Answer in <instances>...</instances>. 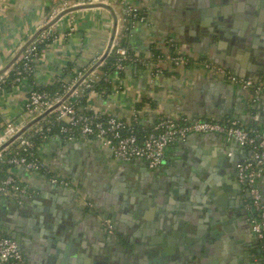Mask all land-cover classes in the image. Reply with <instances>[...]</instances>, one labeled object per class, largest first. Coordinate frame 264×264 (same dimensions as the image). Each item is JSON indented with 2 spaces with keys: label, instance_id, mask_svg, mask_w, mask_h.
Wrapping results in <instances>:
<instances>
[{
  "label": "crops",
  "instance_id": "0c3cea01",
  "mask_svg": "<svg viewBox=\"0 0 264 264\" xmlns=\"http://www.w3.org/2000/svg\"><path fill=\"white\" fill-rule=\"evenodd\" d=\"M134 2L144 8L145 15L129 29L119 4L76 7L53 22L47 28L52 36L50 46L36 62L31 78L0 91V130L8 121L21 120L25 99L33 86H52L66 80L72 70L87 68L108 50L111 39L113 45L125 44L129 51L144 54L152 45L166 51L165 41L172 38L189 56L190 65L167 71L152 82L146 68L131 65L123 74L122 88L93 95L92 105L122 119L130 118L134 109L139 110L140 123L147 126L154 121L156 109H160L177 117L238 120L241 125L255 124L264 132V92L253 99L248 91L207 72L201 64L202 60L212 61L241 78L263 76L264 2L259 8V26L243 24L244 19L238 25L233 22L234 10L249 5L247 0ZM257 2L261 5V0ZM215 9L217 15L219 9L225 10L232 20L216 21ZM64 10L60 0H0V72L13 62L25 42ZM39 154L55 173L66 175L62 169L71 170L69 177L78 183L93 207L84 205L81 196L71 190L59 192L41 173L12 168L29 194L20 204L0 199V223L6 233L18 239L25 264H161L145 253V244L163 233L161 225L170 227L177 214L200 221L203 234L214 232L212 239L207 238L212 248L203 251L207 254L205 264L261 263L249 227L245 190L235 172L236 164L247 159L250 152L222 135L191 134L178 140L168 148L162 166L156 170L148 169L142 161L120 162L108 148L92 139L64 142L54 137L40 146ZM171 177L184 183L203 181L204 191L196 195L177 191L172 196L156 192L158 203L149 197L141 215L132 208H138L137 203H129L131 208L121 207L126 195L138 192L139 183L148 189L154 186L163 191L168 185L177 189ZM117 182L124 192L120 200L111 191ZM83 185L90 193L102 192L103 198H90ZM192 186L188 191H199ZM258 186L264 203V177ZM103 218L115 226L116 242L124 251H116L115 243H109L111 234L102 224ZM205 220L215 223L207 225ZM175 239L174 250L179 246ZM72 246L76 248L74 253L69 252ZM168 255L167 263L190 264L180 262L181 252Z\"/></svg>",
  "mask_w": 264,
  "mask_h": 264
},
{
  "label": "built area",
  "instance_id": "2783aa9c",
  "mask_svg": "<svg viewBox=\"0 0 264 264\" xmlns=\"http://www.w3.org/2000/svg\"><path fill=\"white\" fill-rule=\"evenodd\" d=\"M61 9L71 6H87L91 4H119L123 12V21L131 26L144 16H139V6L134 0H60ZM56 15L54 12L51 18ZM46 25V24H45ZM44 25V26H45ZM127 29V27H126ZM52 37L46 29L30 38L13 60L0 72V91L9 77V67L16 65L12 84L24 83L34 74L36 62L51 42ZM45 43L43 49L38 45ZM167 50L155 55L148 47L144 54L130 52L126 47L111 44L107 55L114 51L113 71L107 78L112 90H120L121 82L128 67L137 63L144 66L151 82L163 75L164 71L172 72L174 68L186 67L190 58L183 53L172 38L165 41ZM169 47L174 48V55ZM158 48V47H157ZM104 53H100L87 68L72 70V75L63 80V89L53 95L33 86L24 102L21 120L8 121L0 130V199L10 198L16 204L22 203V198L29 194L20 176L11 172L17 168L25 173L38 172L44 175L47 182L57 188L71 190L79 194L84 205L91 207V201L85 199L79 185L67 175L51 173L40 154H34L30 149L34 146L33 137L39 135L42 139L59 137L64 142H74L77 139H92L108 148L112 156L123 163L142 161L148 169L156 170L162 166L168 148L178 140H183L191 134H218L234 141L249 150V157L235 166L237 180L245 190L246 208L250 231L254 235L258 250L264 251V203L258 186L264 177V132L247 129L238 120L197 119L190 116H172L156 109L155 119L151 125L140 123L139 110L133 111L130 118L122 119L110 113L96 109L90 99L93 95L104 92L96 91L92 84L102 74L97 64ZM203 68L215 76L227 81L243 91H248L253 99L264 92V75L257 78H241L209 60H202ZM58 132L53 134V129ZM3 164H7L4 170ZM107 232L112 233V226L103 222ZM264 264V255L260 257ZM0 264H25L18 244L0 232Z\"/></svg>",
  "mask_w": 264,
  "mask_h": 264
},
{
  "label": "water",
  "instance_id": "95a60500",
  "mask_svg": "<svg viewBox=\"0 0 264 264\" xmlns=\"http://www.w3.org/2000/svg\"><path fill=\"white\" fill-rule=\"evenodd\" d=\"M247 2L249 5H245V8H242V7L240 8V6H239L238 9L234 10V15L232 18L233 22L235 21V24L238 25L241 21L240 19H244L245 22L243 24L247 23V25H250V26H254V25L259 26L260 18L262 15V12L259 8L263 5L264 0H261V5L257 2V0H247ZM91 5H94V4H91ZM91 5H87V6H91ZM76 7H80V6H74L72 8H67L66 10H64L56 18H54L51 22H49L48 24H46L45 26L40 28L31 37V39L34 38L42 30L48 28L63 13L71 11V10L75 9ZM216 10L217 9L214 10V14H216V12H215ZM226 14H227V12H225V10L223 12L221 9H219L218 15L217 14L215 15L216 21H222L223 22V21L232 20V19H229L226 16ZM111 42H112V39L110 40V46H111ZM110 46H109V48H110ZM109 48H108V50H109ZM108 50L106 52H104L103 56L99 59L97 64L100 63L106 57ZM239 76H241V75H239ZM62 171L64 173H66V175H68V176L70 175L72 177L71 170L62 169ZM198 176H200L199 173H198ZM191 178H192V180L196 181V176H192ZM171 179L173 180L172 182H174L178 186L177 189H175V187H170L168 185V188L166 190L162 191V189L157 190L156 187L152 186L151 188L153 189V192H154L152 196L154 197L156 192H159L162 194L165 192L167 195L172 196L174 193H177V191L179 193H185V194L192 193L194 195H196V193H201L204 191L203 187H204L205 183H203V181H201L200 183L196 182V184H195L193 181L190 183H184L181 181L180 178H178V180H176L174 177H171ZM191 184L192 185L194 184L195 186H197L200 192L195 191V190L191 191V192L188 191V189L193 187ZM83 187L86 189V187L84 185H83ZM62 191L66 192V189L63 190V189L59 188V192L62 193ZM85 191L88 193L89 197L93 198V199H95L96 197H99V196H100V198H103V196H104V194L102 192H100L99 190L98 191L100 193L97 192L96 194H94L93 192H91V193L88 192L89 191L88 189H86ZM101 193L103 194V196ZM142 193H145V192L139 188H138V192L132 191L131 195H130V203L134 204V202H135L134 198H136V197H139L140 199H142ZM147 195H149V193ZM163 197H164V199L168 200L166 196L163 195ZM146 199H147L146 201L149 200L148 198H146ZM170 199H171V197H169V202H170ZM181 199L184 200L183 197H181ZM185 199L188 201L189 197H185ZM146 201L143 202L142 207H145ZM127 202L129 203V201H127ZM149 202L153 207L154 204L152 203V200H150ZM128 203H125V204H127L126 205L127 207L129 205ZM126 206H124V207H126ZM181 206L186 207L187 209L189 208V205H181ZM124 209L127 210V208H124ZM222 215L225 216V214H222ZM205 216L207 218V216H209V214H206ZM172 219H173L172 225L170 227L161 225V230H163V233L158 234L157 239H155V240L152 239L150 242H147L145 244V253H147L149 256H152L156 259H159L160 262L161 261L165 262V261H163V259H165V257L162 259V256H165V254H170L174 251H178V252H181L183 254V257L180 258V262H184V261L186 262L187 261V262H190V264H205L203 259H205L207 254H205L203 251H205V249L212 248L213 244H211L209 246L207 245V243H208L207 238L212 239L211 236L214 234V232H210V234L208 233L207 235L205 233L203 234L201 231L202 226H201L200 221L196 222V221H193L191 219H187L186 216L182 215V214L174 215L172 217ZM206 223H207V225H214L215 222L206 221ZM167 230L169 231V233H164V231H167ZM7 234H10V233H7ZM10 235L15 239L16 243L19 244V241L16 238V236H14L13 233ZM175 238L178 239L179 246H177V249L174 250V247H172V245L174 244V241L176 240ZM109 243L110 244L115 243V250L116 251L117 250L124 251V248L122 247V245L120 243L116 242V238L112 234L109 236ZM75 249L76 248H74L72 246V248H70L69 252L74 253ZM175 255L171 256V259L176 257ZM197 257H199V259H200L198 262L195 260V258H197ZM104 259L108 260V257L106 256V257H104ZM130 260L133 261V258L131 257ZM121 261H122V257L119 258V262H121ZM98 264H105V263L104 262H98ZM167 264H172V263L170 262Z\"/></svg>",
  "mask_w": 264,
  "mask_h": 264
},
{
  "label": "trees",
  "instance_id": "16d2710c",
  "mask_svg": "<svg viewBox=\"0 0 264 264\" xmlns=\"http://www.w3.org/2000/svg\"><path fill=\"white\" fill-rule=\"evenodd\" d=\"M138 13H139V16H144L145 15V11H144V8H139V10H138ZM131 27V25L129 24V23H127V29H129ZM47 42H51V37L49 38V40L48 41H45V43H47ZM45 43L43 42V43H41V44H39L38 45V47L39 48H41V49H43L44 47H45ZM177 43V42H176ZM178 44V43H177ZM123 46L125 45V44H122ZM179 45V44H178ZM169 50H170V52L174 55V48L173 47H169ZM113 51H114V48H112V50H111V52H110V55H108L106 58H105V60L97 67L99 70H101V72H102V74L100 75V77H99V79L97 80V81H95V82H93V84H92V86H93V88L96 90V91H99V92H101V91H103L104 93H107L108 91H109V89L111 88L110 87V83H109V81H108V78H107V76L110 74V73H112V71H113V68H112V62H113V55H112V53H113ZM151 51L155 54V55H158V54H160L161 53V50L159 49V48H157V47H155L154 45H152V47H151ZM131 52V51H130ZM190 63H191V59H190V61H189V65H190ZM16 65L17 64H15V65H13V66H11V67H9V77L6 79V82L4 83V85H3V87L5 88V89H8L10 86H11V84H12V79H13V77L15 76L14 74H13V72H14V70H15V68H16ZM133 65H136V66H140V67H143V68H145L144 66H141V65H139V64H137V63H134ZM167 73V71H164L163 72V75H165ZM121 76H123V73H121L120 74ZM30 79V78H29ZM17 82H14V84H16ZM63 80H61V81H57L54 85H52V86H49V87H47V86H36L35 87V89H37V90H43V91H46V92H48L49 94H51V95H53L55 92H59V91H61L62 89H63ZM221 121H223V122H225V123H227L228 121H229V119H225V120H223V119H221ZM56 125V127L53 129V134H56L57 132H58V128H57V124H55ZM241 126H243L244 128H247V129H251V130H253V129H256V130H260L259 129V127H257L255 124H250V125H241ZM33 141H34V146L30 149V151L32 152V153H34V154H39V148H40V146L42 145V144H44L45 142H47L48 141V139H42L39 135H34V137H33ZM7 167H8V165L7 164H3V175H5L4 174V170L5 169H7ZM48 168H49V170L51 171V173H55L54 171H52L51 169H50V167L48 166ZM69 177V176H68ZM69 178H71V177H69ZM2 199V198H1ZM5 199V198H4ZM7 199H10V198H7ZM0 204H1V202H0ZM0 232L2 233V234H4L5 236H7V237H9V238H12V239H14L10 234H7L4 230H3V226L1 225V223H0ZM15 240V239H14ZM256 253H257V255H258V257H262L263 255H264V251L263 250H256ZM259 264H261V263H259Z\"/></svg>",
  "mask_w": 264,
  "mask_h": 264
},
{
  "label": "flooded vegetation",
  "instance_id": "af4514ba",
  "mask_svg": "<svg viewBox=\"0 0 264 264\" xmlns=\"http://www.w3.org/2000/svg\"><path fill=\"white\" fill-rule=\"evenodd\" d=\"M137 186H139L138 188L139 189H141V190H143L145 193H142V199H140L139 197H136V200H135V202H134V204L135 203H137V206H138V208L135 206V205H133V209L134 210H136L137 211V214H139V215H141L140 213H142V204H143V202L144 201H146L147 199L146 198H148L149 199V197H151V198H154L153 200H154V202H156V203H158L157 201V198L155 199V195H154V197L152 196L153 195V189L152 188H150V189H148V186L146 185H141L140 183L137 185ZM111 191H112V194H116L117 196H118V199L117 200H120L122 197H123V195H124V192L122 191V186L119 184V182H117V183H114V185L113 186H111ZM148 193H150V196H148L147 194ZM114 196V195H113ZM123 203L121 204V207L123 208L124 206H126L127 204H125V203H128L127 201H129V203H130V196H127L126 195V197L125 198H123ZM117 202V201H116ZM128 203V204H129ZM118 204V203H117ZM119 206V205H118ZM131 205L129 204L128 205V208L130 207ZM91 207H93V203H91ZM131 208V207H130ZM135 214V213H134ZM103 222H107V223H109L111 226H112V233H110V234H112V235H115V233H116V229H115V226L113 225V223H111L108 219H105L104 218V220H103ZM151 241V240H150ZM149 241V242H150ZM169 258L170 256L168 255V254H165V256H162V259L163 258ZM157 261L158 262H160V260L159 259H157ZM163 261H165V259H163ZM161 264H167V262L165 261V262H160Z\"/></svg>",
  "mask_w": 264,
  "mask_h": 264
}]
</instances>
